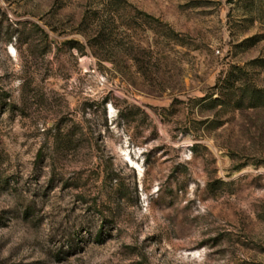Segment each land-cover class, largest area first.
I'll return each mask as SVG.
<instances>
[{
  "label": "rangeland",
  "instance_id": "374dc122",
  "mask_svg": "<svg viewBox=\"0 0 264 264\" xmlns=\"http://www.w3.org/2000/svg\"><path fill=\"white\" fill-rule=\"evenodd\" d=\"M0 264H264V0H0Z\"/></svg>",
  "mask_w": 264,
  "mask_h": 264
},
{
  "label": "trees",
  "instance_id": "16d2710c",
  "mask_svg": "<svg viewBox=\"0 0 264 264\" xmlns=\"http://www.w3.org/2000/svg\"><path fill=\"white\" fill-rule=\"evenodd\" d=\"M221 101L219 99L212 100V103H220ZM62 138H57L58 141L62 143V145H68L70 143L69 136L66 135V137L61 140Z\"/></svg>",
  "mask_w": 264,
  "mask_h": 264
}]
</instances>
